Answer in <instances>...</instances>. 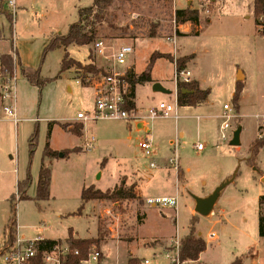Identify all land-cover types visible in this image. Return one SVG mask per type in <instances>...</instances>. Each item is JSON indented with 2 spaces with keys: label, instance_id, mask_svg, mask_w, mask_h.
Here are the masks:
<instances>
[{
  "label": "rangeland",
  "instance_id": "374dc122",
  "mask_svg": "<svg viewBox=\"0 0 264 264\" xmlns=\"http://www.w3.org/2000/svg\"><path fill=\"white\" fill-rule=\"evenodd\" d=\"M6 1L0 0V28L5 38L10 42L12 26L22 65L27 64L29 67H25L28 69L40 68L41 78L48 82L39 87L22 75L18 82L17 101L21 121L17 125L0 124V253L17 238V229L18 237L23 238L22 234L29 235L45 226L52 235L63 236L71 228L82 237H98L99 245H92L100 247L110 243L109 264H117L119 248L124 254L120 262L127 264L128 253L140 246L138 255L152 258L154 264H170L166 249L176 256L177 242L188 234L191 220L196 216L191 212L194 196L214 190L233 178L218 202V209L224 208L228 214L217 215L213 219L197 214L196 232L201 231L206 239L210 232L219 235L220 241L208 243L206 254L219 258L223 263L254 249L260 253L259 258L246 256L247 252L241 255L243 263L258 261L264 264V240L258 239L255 218L257 188H264L259 183L264 174V147L255 164L249 161L251 143L264 137V35L256 27L259 15H255L253 0H115L110 7L115 14L112 22L127 31H113L107 23L98 25V40L105 42L104 55L108 59L97 55L95 42L83 46L72 44L67 49L71 58L83 65L93 60L98 66L116 71L132 65L137 73H142L154 51L180 53L177 47L175 51L169 39L181 32L175 14L183 16L188 8L198 10L203 29L200 35L190 39L189 44L197 53V70L212 89L210 100L214 105L206 120L198 119L196 114L200 110L193 109L188 112L189 117L178 120L174 117L148 120L154 139L153 160L140 147V142L146 138L145 133H129L125 125L131 121L135 126L136 119L84 121L86 135L83 138L64 128V120H74L78 112L93 108L98 78L90 85H83L77 77L82 72L79 67L60 72L67 52L64 47L50 50L44 57L43 51L53 36L68 32L70 25L78 20L79 8L90 5L92 0H16L18 8L13 22L9 21L8 11L4 9ZM153 29L159 36H150ZM123 44H131L134 53L128 56L126 64L115 67L114 54ZM4 47L7 50L8 44ZM174 70L170 59H158L152 76L171 87L168 82L174 80ZM240 71L247 77L243 82L240 108L239 111L235 108L237 117L231 120L233 129L223 139L220 124L224 103L234 106L232 98L238 74L243 80ZM68 86L73 90L69 91ZM137 93L140 101H144V115L145 109L161 102V97L177 108L179 106L175 91L172 94L155 92L151 83L139 84ZM176 123L179 129L184 127L186 130L184 137L177 135ZM50 125L55 127L51 134ZM239 125L243 128L241 144L233 146L230 142ZM35 130H38L37 145L31 157L30 136ZM92 136L96 141L88 149L85 143ZM49 140L51 147L59 150L58 156L45 161L50 163L52 171V198L18 201L17 225L13 226L10 238L8 227L12 226V213L9 196L16 191L15 201L19 197L15 180L30 165L34 182L32 180L28 193H36L38 169ZM198 140L206 147L204 151L198 150ZM171 141H178L177 152ZM78 145L83 146L79 149L81 151L70 152ZM61 152L70 153L62 157ZM176 153L181 158L179 164L184 168L187 179L186 183L180 182L177 210L153 206L141 198L113 195L115 191L121 194L131 187L126 181H121L116 187L114 184L119 176H131L133 172L139 177L141 191L145 195L175 194L176 181L172 174L177 169L170 168L173 172L167 177L163 168H167L165 164L169 165L170 158ZM152 161L157 167H151ZM85 185H96L103 192H109V197L87 202L79 214ZM261 208L264 212V204ZM99 226L102 230L100 235ZM0 264H3L2 258Z\"/></svg>",
  "mask_w": 264,
  "mask_h": 264
},
{
  "label": "trees",
  "instance_id": "16d2710c",
  "mask_svg": "<svg viewBox=\"0 0 264 264\" xmlns=\"http://www.w3.org/2000/svg\"><path fill=\"white\" fill-rule=\"evenodd\" d=\"M114 1L115 0H93L92 5L80 8L78 12L79 18L76 22L70 25L68 32L65 34H57L48 41V44L45 46L43 51V57L46 55L48 51L56 48L64 47L65 50H67V47L72 44L83 46V45H90L93 42L97 43L100 33L98 25L100 24L107 23V26L111 28L113 31L120 30L126 32L127 31L126 28L124 27L119 28L117 25H115L114 22H112V19L115 17V14L112 13L110 7L113 5ZM120 1H129V0H120ZM253 6H254L255 15H259L262 12H264V0H253ZM7 16L10 17L9 14H7ZM177 16L181 21L189 17H195L196 19H199L198 10L191 8L186 9L185 15L182 16L178 13ZM150 36L157 37L159 36V34L153 29L150 32ZM91 55L92 54L90 53L89 54L90 58ZM163 57L170 59L172 62H175L176 67L178 69H181V68H186V63L188 62V60L193 58L194 56L189 55L185 57L175 58L171 54H165L155 51L154 53H152L145 71H143L140 74H137L135 73L134 69H128L126 71V78L131 83V96L133 98L135 97L136 85L146 84L152 81L151 71L154 66V63L157 59ZM3 61H4L3 65H5L4 69L12 70V56L9 54H4ZM73 66H77L82 70V72L79 73L77 77L81 79L83 85H88L85 81L88 74L108 75L109 73H111L110 69L94 64L93 60L90 63L83 65L82 62L74 60L73 58L70 57L69 53L66 52L62 59L60 72L71 69ZM22 74L30 83L35 84L39 87H42L45 83L48 82L47 80L41 78L40 68L28 69L22 65ZM51 79H49V81ZM243 85H244L243 81L237 82V86L232 98L234 102V107L237 109V111H239L240 108L239 101L241 98ZM177 86H178L177 102L181 106L199 105L205 102L211 93V90L209 88L208 89L200 88L198 82L196 81H192L190 83L178 81ZM184 90L187 91L185 92ZM128 108L129 109L135 108V102H131ZM63 125L64 128L68 129L71 124L64 123ZM52 126L49 127V134H51ZM83 128H84L83 123L74 124L71 131L75 133L77 136H82ZM37 138H38V130H35L30 136L31 157L36 149ZM263 147H264V137L257 138L251 143L250 146L251 157L249 161L252 164H255L254 161ZM79 149L80 148L76 147L70 152L81 151ZM69 153L64 152L63 154L64 156H67ZM58 155L59 152L57 150L52 149L50 143L47 142L43 149L42 163L39 171V179L36 188V194L34 197L30 196L28 193V190L33 180L30 172V165L27 167L25 177L18 181L17 192L19 197L17 201H15L14 198L15 194H12L9 198L11 201V213H12V216L10 218V223L12 226L8 227V236L10 238L14 231L13 226L17 225L18 201L25 199H36L39 201V200H47L50 198L52 171L50 168V163H46L45 161L46 159L50 160L52 158H55ZM113 195H117L119 197L128 198V199L139 198L134 192V188L132 186L128 190L123 191L121 194L119 191H115ZM108 197H109V192H103L100 189L94 190L93 186L84 188L81 194V204L78 208L77 213L79 214L82 213L81 211L84 209L87 202L93 199H105ZM260 204L261 205L264 204V195L260 197ZM196 217L198 216L196 215L191 220L188 234L185 235L179 242V258L181 262L201 264L199 263L200 255L207 248V242L205 241V239L202 236L198 235V233L196 232V227H195ZM101 232L102 230L101 227L99 226V232H98L99 235L101 234ZM259 232L261 236H264V212L262 208L260 210V215H259ZM99 241L100 240L98 237L95 239L76 238L73 236L72 232H70L69 236L66 238V242L72 248L80 249L81 255L79 256V258L86 257V255L88 254V250L92 246V244L96 243L99 245ZM43 242L45 246L51 247L60 241L44 239ZM243 261H244L243 256H241V257H237L231 264H243ZM128 264H139V260L137 258H131Z\"/></svg>",
  "mask_w": 264,
  "mask_h": 264
},
{
  "label": "built area",
  "instance_id": "2783aa9c",
  "mask_svg": "<svg viewBox=\"0 0 264 264\" xmlns=\"http://www.w3.org/2000/svg\"><path fill=\"white\" fill-rule=\"evenodd\" d=\"M2 5V4H1ZM6 5V6H5ZM16 0H7L4 4V9L10 15V22L15 20L17 10ZM176 15V21L180 23V19ZM257 30L264 34V12L259 14L256 19ZM0 123L12 122L17 125L21 118L18 111V82L22 74V62L19 57L17 40L13 27L11 26V40L5 38L2 28H0ZM169 39H171L169 37ZM175 42V39L173 40ZM8 44V49L4 47ZM97 55H104L105 42L98 40L96 43ZM134 53V47L131 44H123L114 54V66L126 64L127 58L130 54ZM9 54L12 56V70L4 69L3 55ZM111 70V69H110ZM111 70L108 75L88 74L85 81L91 84L92 80L98 78V85L94 96V106L91 110L82 111L77 114V118L82 121H97V120H132L148 122L157 117H174L178 118L177 106L170 102L161 101L155 107H150L146 110V114H142V110L136 108L129 109L128 106L134 102L131 96V83L126 78V71ZM96 76V77H95ZM100 77V78H99ZM176 82L181 81L185 83L192 82L191 71L187 68L178 69L175 71ZM81 83V79H78ZM237 117L235 107L232 104H224V113L222 115L223 121L220 126L222 138L228 137L227 132L233 129L231 120ZM264 135V134H263ZM95 142V137L92 136L90 140L85 143L86 148H91L92 143ZM175 151L178 141H172ZM141 149L145 152L147 157L153 154V139L150 133H147L146 138L140 142ZM204 144L199 142L197 148L202 150ZM177 152V151H176ZM170 165L172 168L179 169V157L176 153L173 158H170ZM151 167H157L156 162H151ZM147 202L153 206L160 205L162 207L177 208L179 203L178 196H165L148 199ZM17 231V230H16ZM216 233L212 232L211 237H215ZM44 238L41 235L32 239H25L18 237L14 242L3 252L0 253L3 264H104L103 251L100 247L92 245L88 254L84 258H79L81 255L80 249L72 248L67 242L60 241L54 246L48 247L44 244ZM177 254L172 256L170 252L167 257L170 258V264H183L179 258V242H177ZM140 264H154L152 258H142Z\"/></svg>",
  "mask_w": 264,
  "mask_h": 264
},
{
  "label": "crops",
  "instance_id": "0c3cea01",
  "mask_svg": "<svg viewBox=\"0 0 264 264\" xmlns=\"http://www.w3.org/2000/svg\"><path fill=\"white\" fill-rule=\"evenodd\" d=\"M92 3H93V0H92ZM92 3L90 4V5H92ZM16 4H17V1H16ZM90 5H88V6H90ZM84 7H87V6H84ZM81 8H83V7H81ZM80 9V8H79ZM79 12V11H78ZM78 16H79V13H78ZM79 18V17H78ZM208 22H210V20H208ZM180 30H181V32H180V35H175V37H170L171 39H170V41L173 43V45H174V47H175V51H176V47H177V49L180 51V53H171V52H165V51H161V50H156L157 52H161V53H165V54H171L172 56H174L175 58H178V57H185V56H189V55H193L194 57L193 58H191V59H189L188 60V62L186 63V68L187 69H189L190 71H191V74H192V81H196V82H198V84H199V86H200V88H202V89H210L211 90V92H212V89H211V87H208L207 86V84L203 81V78H202V76L200 75V71L199 70H197V63H196V60H197V53L195 52V51H193V49H191V47H190V39L191 38H194V37H197L198 35H200L201 34V32H202V29H203V23L199 20V19H196L195 17H189V18H186V19H184L183 21H180ZM257 27V26H256ZM176 32H177V30H176ZM175 39V42H173V40ZM178 46H179V48H178ZM70 46H68L67 47V49L69 48ZM61 48V47H60ZM182 50V51H181ZM68 53H69V51L68 50H66ZM178 51V52H179ZM19 52V51H18ZM155 52V51H154ZM153 52V53H154ZM69 55H70V53H69ZM152 55V54H151ZM19 57H20V55H19ZM71 57V56H70ZM161 59H164V57L163 58H159V60H161ZM20 60H21V57H20ZM158 60V59H157ZM22 62V61H21ZM155 63H156V61H155ZM155 63H154V66H155ZM22 64H23V62H22ZM173 64H174V68H175V70H174V72L176 71V64H175V62H173ZM25 66H27V67H29L27 64L25 65ZM154 66H153V68H154ZM30 67H32V66H30ZM153 68H152V71H153ZM127 69H134V67L132 66V65H130V66H128L127 67ZM124 70H126V69H124ZM124 70H121V71H124ZM134 71H135V69H134ZM152 71H151V76H152ZM240 72H242V71H240ZM135 73H137L136 71H135ZM137 74H140V73H137ZM242 75H243V80H238V81H245L246 79H247V77H246V75L242 72ZM175 76V75H174ZM160 81V83L165 87V88H167V89H169V90H171L172 92L173 91H175V97H176V102H177V99H178V86H177V82H176V80H175V77H174V80L172 81V82H168V83H171V87H167V85H166V83L165 82H163V81H161V80H154V78H153V76H152V81L151 82H149V83H151L152 85H154V83H156V82H159ZM149 83H146V84H149ZM139 85V84H138ZM138 85H136V87H135V97H134V102H135V108L137 109V110H142L144 107H142V106H144L143 104H144V101H140V98L138 97V93H137V86ZM142 85H145V84H142ZM172 85H173V87H172ZM68 89H69V91H72L73 90V88L71 87V86H68ZM186 92V91H185ZM163 93V92H162ZM167 94V93H166ZM172 94V93H171ZM211 94V93H210ZM161 101H165L162 97H161V99H160ZM140 101V102H139ZM178 103V102H177ZM227 103V102H226ZM226 103H224V104H226ZM179 105V104H178ZM213 103H212V101L210 100V95L208 96V98H207V100L205 101V102H203V103H201V104H199V105H183V106H181V105H179L178 106V108H177V110H178V114H179V117L178 118H176L177 120L180 118V117H182V118H186V117H189V114H188V112L191 110V109H193L194 111H197V110H200V112L199 113H197L196 115H197V118L198 119H202V120H206V119H209V117H210V112H211V107H213ZM181 110H185L183 113H180V111ZM19 111V110H18ZM81 112V111H80ZM79 113V112H78ZM176 120V121H177ZM64 121H66L65 123H67V124H71L70 125V127L67 129L68 131H70V132H72L71 131V129H72V127H73V125L74 124H72V123H76V124H81V123H83V125H84V128H83V130H82V136H79L80 138H83L85 135H86V132H85V130H86V127H85V124H84V121L82 122V120H80V119H78V118H75L74 120H68V119H66V120H64ZM178 122V121H177ZM4 124L6 123V124H8V123H12V122H3ZM1 124V123H0ZM125 125H126V127L128 128V131H129V133H133V131H136V132H144L145 133V135H147V133H150L151 134V137H152V139H153V135H152V128L150 127V125H149V122H143V121H137L136 123H135V126H133V123L131 122V121H127L126 123H125ZM220 126H221V124H220ZM54 125L52 126V132H53V130H54ZM176 129H177V135L181 138V137H184L185 136V134H186V130L184 129V127L182 128V129H179V126L177 125V123H176ZM243 130V129H242ZM242 134V133H241ZM95 137V136H94ZM51 139V138H50ZM88 140H90V138L88 139ZM88 140H86V142L88 141ZM95 141H96V138H95ZM172 142V141H171ZM199 142H201L200 140H198V143ZM49 143H50V140H49ZM153 144H154V139H153ZM50 145H51V143H50ZM77 147H79V148H82L83 146H81V145H78ZM53 149V148H52ZM206 149V147H204L202 150H199V151H204ZM54 150H56V149H54ZM57 151H59V150H57ZM178 154V153H177ZM178 157H179V162H180V160H181V158H180V156H179V154H178ZM151 160H153V158L152 157H149ZM166 165V167L167 168H163V170L165 171V173L168 175L167 177H170V174L173 172L172 170L173 169H170V168H172L171 167V165H170V163H169V165L168 164H165ZM180 165V164H179ZM41 167V166H40ZM40 167H39V169H38V175H37V180H36V188H37V184H38V179H39V171H40ZM160 173H161V171H159ZM25 175H26V170H24V174L22 175V176H19L18 178H16V190H17V183H18V181L19 180H21V179H23L24 177H25ZM159 175H161V174H157V176H159ZM123 177V179H121ZM172 177H174L175 178V181H176V193L175 194H173V193H171V194H163V195H157V196H152V195H145L141 190H142V187H141V183H140V180H138L139 179V177L137 178V176H136V173H132V175L131 176H128V175H121V176H119V178L117 179V182H115V184H114V187H116V185H118L121 181H126L130 186H132L133 188H134V192L136 193V195L139 197V198H141V199H143L146 203H148L147 202V200L148 199H151V198H156V197H165V196H178V198L180 199V191H179V189H180V182H184L185 181V183H186V172H185V170H184V168H182V166L180 165L179 166V169H177L176 171H174V173L172 174ZM264 177V174L262 175V178ZM33 182H34V177H33ZM232 182H233V180H232ZM232 182H230L229 184H231ZM204 183H205V181H204ZM259 183H262V185H264V182L262 181V179L260 178V180H259ZM228 184V185H229ZM52 185H53V179H52V175H51V185H50V198H49V200L52 198ZM227 185V186H228ZM91 186H93V187H95V188H97L98 189V187L96 186V185H91ZM184 186H186V185H184ZM219 186V185H218ZM217 186V187H218ZM226 186V187H227ZM90 187V186H89ZM225 187V188H226ZM84 188H87L86 187V185L83 187V189ZM186 188V187H185ZM83 189H82V191H83ZM100 190H102L101 188H99ZM108 190V189H107ZM215 190V189H214ZM214 190H211V191H209V192H207V193H203V195H199V197H206V196H208L209 194H211ZM225 190V189H224ZM223 190V191H224ZM179 191V192H178ZM223 191L221 192V195H220V197H219V199H218V201L216 202V204H215V206H214V209H213V211L208 215V216H204V217H207V218H209V219H213L214 217H216L217 215H220V216H224V215H227L228 214V212L226 211V209H224V208H219L218 209V202H219V200H220V198H221V196H222V193H223ZM16 192V191H15ZM15 192L14 193H12V194H15ZM11 194V195H12ZM36 194V193H35ZM35 194H33V195H30V196H32V197H34L35 196ZM81 194H82V192H81ZM10 195V196H11ZM181 195H183V193L181 194ZM262 195H264V188H262V187H260V188H257V192H256V203H257V208H256V210H255V218L257 219V225H258V235H259V241H262V240H264V236H261L260 235V232H259V215H260V210H261V204H260V197L262 196ZM10 196H9V198H10ZM151 205V204H150ZM178 206H179V203H178ZM195 206H196V201H195V198H194V200H193V204H192V207H191V212L194 214V215H197L198 213L195 211ZM178 209V207L176 208V210ZM199 215V214H198ZM201 217H202V215H200ZM18 227V226H17ZM32 228H34V229H36V227H34V226H32ZM38 229H40V230H38V231H34V232H31L29 235H25V234H22V236H23V238H25V239H32V238H35L36 236H38V235H41L44 239H50V240H59V241H64V242H66V238L69 236V233L70 232H72V234H73V236L74 237H76V238H91V237H94V236H90V237H82V236H80L79 234H78V232L76 231V230H74V229H69L68 231H67V233L65 234V235H63V236H56V235H52V234H50V233H48V231L46 230V228H45V226H43V227H41V228H38ZM198 231V233H199V235L200 236H202L204 239H205V241L207 242V245H208V243H210L211 242V244L214 242V241H216V240H218V241H220V238H219V235H217V233H216V236L215 237H211V234H212V232H210L209 234H208V239H206L204 236H203V233L201 232V231H199V230H197ZM17 235H18V229H17ZM187 235V234H186ZM183 238V237H182ZM257 239V238H256ZM181 240V238L179 239V241ZM110 243H107V244H104V245H102V246H100L101 247V249H102V251H103V262H104V264H109V254H111V249H110ZM144 247V246H143ZM140 248H141V246L140 247H136V250L134 249V250H131V252L130 253H128V257H127V264L129 263V260L131 259V258H137L138 260H141L142 258H145V257H142V256H140V255H138L137 253H138V251H140ZM166 251H168L169 252V250H167L166 249ZM248 252V253H247ZM117 253V264H121V260L123 259V256H124V254H122L123 253V250L121 249V248H119V251H117L116 252ZM207 253V248H206V250L205 251H203L202 253H201V255H200V258H199V262L200 263H202V264H231L237 257H241V255H243V254H246L247 253V255L246 256H251V258H254V257H257V258H259V256H260V253L257 251H254V249H248V251H246V252H244V253H242L240 256H236L235 257V259H233L232 261H230V262H227V263H223L222 261H220L219 260V258H214L213 257V255H208V254H206ZM244 264V263H243ZM254 264H260V262H258V261H254Z\"/></svg>",
  "mask_w": 264,
  "mask_h": 264
},
{
  "label": "water",
  "instance_id": "95a60500",
  "mask_svg": "<svg viewBox=\"0 0 264 264\" xmlns=\"http://www.w3.org/2000/svg\"><path fill=\"white\" fill-rule=\"evenodd\" d=\"M238 80H241L239 74H238ZM153 90L155 92H163L167 94H171L172 91L165 88L160 82H156L153 85ZM187 91V90H184ZM242 126H238L236 130H234L233 137L231 140V145L233 146H239L241 144V133H242ZM60 156H64V154L61 152ZM233 178H229L223 183H221L218 187L215 188V190L209 194L206 197H199L194 196L196 201L195 211L202 216H208L214 209V206L216 202L218 201L221 192L225 189V187L232 182ZM262 181L264 182V177L262 178Z\"/></svg>",
  "mask_w": 264,
  "mask_h": 264
}]
</instances>
